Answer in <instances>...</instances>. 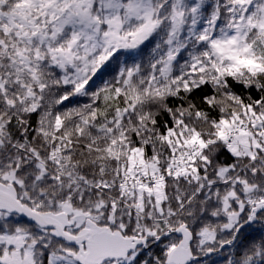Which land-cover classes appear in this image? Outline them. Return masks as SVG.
<instances>
[{
    "label": "snow or ice",
    "instance_id": "1",
    "mask_svg": "<svg viewBox=\"0 0 264 264\" xmlns=\"http://www.w3.org/2000/svg\"><path fill=\"white\" fill-rule=\"evenodd\" d=\"M0 264H264V0H0Z\"/></svg>",
    "mask_w": 264,
    "mask_h": 264
}]
</instances>
